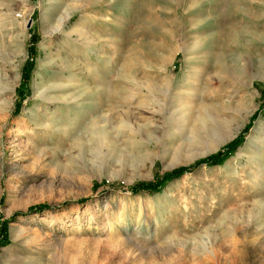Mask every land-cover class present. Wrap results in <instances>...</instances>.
Returning <instances> with one entry per match:
<instances>
[{"label": "rangeland", "instance_id": "obj_1", "mask_svg": "<svg viewBox=\"0 0 264 264\" xmlns=\"http://www.w3.org/2000/svg\"><path fill=\"white\" fill-rule=\"evenodd\" d=\"M172 256L264 264V0H0V264Z\"/></svg>", "mask_w": 264, "mask_h": 264}, {"label": "bare ground", "instance_id": "obj_2", "mask_svg": "<svg viewBox=\"0 0 264 264\" xmlns=\"http://www.w3.org/2000/svg\"><path fill=\"white\" fill-rule=\"evenodd\" d=\"M71 4H73V3H71ZM69 6H70L69 3L63 5L62 12L58 15L54 26H52L51 29L47 31V33H54L57 31L63 32L64 31V28H65L66 24L69 22L70 17H71V12H70L71 10H70ZM59 10L60 9H57V11H59ZM45 18L47 19V13H44V20H45ZM25 22L23 21V24H21V30L23 32L25 29ZM46 22H48V21H46ZM73 32L77 33L79 36L84 35L83 27L73 28L71 31L66 32L64 34L66 37H68V36H71ZM241 54L242 53L238 54L237 59H240ZM190 59H191V57L188 60H190ZM71 76H74V75H71ZM71 76H69V77H71ZM61 81H62V83L59 82L57 84L41 83V85L39 86V96L44 98L45 96H49L50 93L53 92V95H55L54 97L50 96L49 98H45V99L50 100L49 101L50 103L53 102L57 105H62L65 108L68 107L72 102L82 103L83 100L80 98L82 96V93L86 92L87 89L82 87L81 85H79L76 82L75 78H72V79L66 78V79H63ZM4 89L10 90L9 88H4ZM4 89H1V90H4ZM71 89H73V90H71ZM54 91L56 92V94ZM91 98H92V95L88 98L89 100H87V101L91 102V100H90ZM6 101L7 100H2V103L4 104ZM90 104L87 103L88 106H90ZM80 111L82 112V108H80ZM83 115H84V112L80 113V117H82ZM164 238L165 239L163 242L165 244V247L169 248V249L171 248L170 246H173V244L176 243V241L177 242L179 241V240H177L178 239L177 236L173 233H169ZM176 258H178V257L172 256L170 259L165 260L166 262H164V261L163 262H164V264H173V262ZM163 262L161 264H163Z\"/></svg>", "mask_w": 264, "mask_h": 264}, {"label": "trees", "instance_id": "obj_3", "mask_svg": "<svg viewBox=\"0 0 264 264\" xmlns=\"http://www.w3.org/2000/svg\"><path fill=\"white\" fill-rule=\"evenodd\" d=\"M239 142V140H234L232 141L230 144H228V146L226 147L228 153L232 152L235 148V146L237 145V143ZM227 153V154H228ZM222 151H218L216 154H214L213 156L206 158L204 160H202L201 162H205V163H217V162H221V158H222ZM184 169L180 168L176 171H174L173 173H168L165 174V176L162 178V180H166L167 178L171 177L173 174H180ZM156 184V181L150 182V183H145V184H141L138 185L137 187H142V188H154Z\"/></svg>", "mask_w": 264, "mask_h": 264}]
</instances>
